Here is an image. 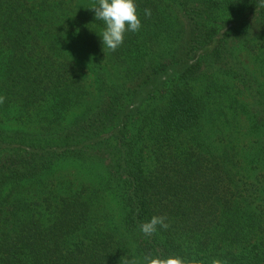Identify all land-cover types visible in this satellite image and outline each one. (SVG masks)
Returning a JSON list of instances; mask_svg holds the SVG:
<instances>
[{"label":"trees","instance_id":"obj_1","mask_svg":"<svg viewBox=\"0 0 264 264\" xmlns=\"http://www.w3.org/2000/svg\"><path fill=\"white\" fill-rule=\"evenodd\" d=\"M95 3L0 0V264H264V6L137 0L112 51Z\"/></svg>","mask_w":264,"mask_h":264},{"label":"clouds","instance_id":"obj_2","mask_svg":"<svg viewBox=\"0 0 264 264\" xmlns=\"http://www.w3.org/2000/svg\"><path fill=\"white\" fill-rule=\"evenodd\" d=\"M259 3L264 6V0H259ZM89 9L94 11L95 19L104 24L103 31L98 33L103 48L115 51L124 43L126 33L138 32L142 27L137 0H96L93 7ZM143 15L150 17L151 9H144ZM166 221V216L154 215L140 225V231L145 236H151L158 229H167L169 225ZM132 264H135V261H132ZM143 264H187V262L176 255L167 257L145 255ZM212 264H226V262L214 260Z\"/></svg>","mask_w":264,"mask_h":264},{"label":"rangeland","instance_id":"obj_3","mask_svg":"<svg viewBox=\"0 0 264 264\" xmlns=\"http://www.w3.org/2000/svg\"><path fill=\"white\" fill-rule=\"evenodd\" d=\"M245 59H246V61L251 63V57L249 55H246ZM80 111H81L80 109H73V110L70 111L71 112L70 116H73V115L79 113ZM240 121L242 123L243 131H245L246 128H244V125L246 124V119L244 117H241ZM0 124L2 126H4V127H8V128H21V127H24L21 123H19L16 120V118L14 116V113L10 114L8 117L2 116L1 113H0ZM26 128H29V127H26ZM242 135H243V138H244L245 134L243 133Z\"/></svg>","mask_w":264,"mask_h":264}]
</instances>
